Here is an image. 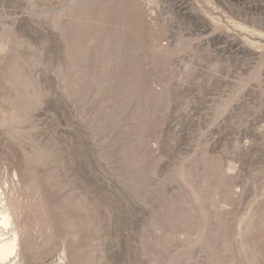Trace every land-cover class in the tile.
Returning a JSON list of instances; mask_svg holds the SVG:
<instances>
[{
  "label": "rangeland",
  "instance_id": "1",
  "mask_svg": "<svg viewBox=\"0 0 264 264\" xmlns=\"http://www.w3.org/2000/svg\"><path fill=\"white\" fill-rule=\"evenodd\" d=\"M3 29L21 264H264V0H0Z\"/></svg>",
  "mask_w": 264,
  "mask_h": 264
},
{
  "label": "bare ground",
  "instance_id": "2",
  "mask_svg": "<svg viewBox=\"0 0 264 264\" xmlns=\"http://www.w3.org/2000/svg\"><path fill=\"white\" fill-rule=\"evenodd\" d=\"M118 8H121V6L119 5ZM71 9H73V7H71ZM99 21L100 20L98 19V17L93 18L91 16L88 18V20H86V22H88L89 24H92V25H96V23ZM51 23H53V19L51 20ZM57 23H59V21H57ZM119 23H120V21H119ZM123 23H124V21H123ZM55 24H56V22L53 23V25H55ZM55 27H57V25H55ZM8 39L11 40L10 31L7 29H3L2 33L0 35V42H3L4 40H8ZM117 39H119V38H117ZM113 43H115V42H113ZM117 43H119V42H117ZM117 43H115V44L117 45ZM125 49H126V47H125ZM128 49H129V47H128ZM14 53H15V51L13 49L8 60L4 63L3 67L1 68L0 83L3 84L4 86H7V87H11V88L16 87L17 89H22L23 84L20 83L19 79H18L19 62H18V58L14 55ZM116 59H117V57H116ZM123 59H125V57H123ZM112 60L113 59H111V61ZM123 77H125V75H123ZM113 78H114V75H113ZM119 79H121V77ZM119 82H121V81H119ZM153 105H155V103H153ZM155 109H157V107H155ZM155 109H153V113H155ZM0 125H2L1 120H0ZM17 131H19V130H17ZM10 133L11 134L14 133V130H12ZM134 162H135V159H134ZM135 163H137V162H135ZM209 179H212V178L209 177ZM32 182L27 184L28 190H30L33 194H38V191L34 188V184H36V183H32ZM0 190H1L0 191V264H21L20 253H18L19 241H20V237L23 234V232H29L30 231V227H29L28 222H20L16 219V217H15L16 205L8 199V197L6 196V192L3 189L0 188ZM18 209L20 211L23 210V208H21V207ZM34 209H35V207L32 208L31 214H32V216H37L39 213H38V211H36ZM40 215H43V213L41 212L39 214V216ZM35 219L38 220L37 217H35ZM34 244L35 243H33V245L28 246L27 253H34L35 251L38 250V247L34 246Z\"/></svg>",
  "mask_w": 264,
  "mask_h": 264
}]
</instances>
